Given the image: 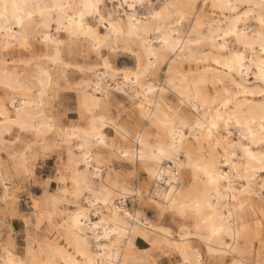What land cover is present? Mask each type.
Masks as SVG:
<instances>
[{
  "label": "clouds",
  "instance_id": "1",
  "mask_svg": "<svg viewBox=\"0 0 264 264\" xmlns=\"http://www.w3.org/2000/svg\"><path fill=\"white\" fill-rule=\"evenodd\" d=\"M0 264H264V0H0Z\"/></svg>",
  "mask_w": 264,
  "mask_h": 264
}]
</instances>
